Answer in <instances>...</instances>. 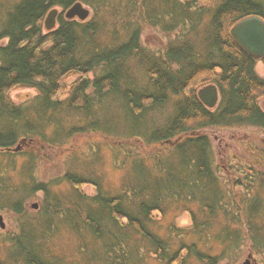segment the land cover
Instances as JSON below:
<instances>
[{"label":"trees","instance_id":"obj_1","mask_svg":"<svg viewBox=\"0 0 264 264\" xmlns=\"http://www.w3.org/2000/svg\"><path fill=\"white\" fill-rule=\"evenodd\" d=\"M77 1L91 8L87 20L65 17ZM54 7L61 9L57 26L47 31L44 20ZM251 15L264 19V0H0V209L23 217L26 202L42 193L38 214L23 217L16 238L27 264H82L48 248L64 229L77 236L74 250L87 264H146L149 257L161 264H222L198 247L201 238L212 234L229 248L230 239L240 242L243 227L264 250V152L234 165L232 186L246 197L237 203L206 132L264 129L259 61L231 35ZM145 25L169 35L163 48L143 42ZM207 84L219 89L214 108L198 96ZM24 87L37 95L17 102L11 93ZM92 133L103 137L97 149L72 153L61 176L39 178L43 150ZM33 143L36 150H22ZM105 149L125 171L116 187L101 169ZM11 172L20 174L21 186L10 181ZM63 184L67 192L56 190ZM89 185L95 194L86 193ZM183 212L194 224L197 239L190 244L175 234V221L161 228L168 214ZM217 214L225 228L208 233Z\"/></svg>","mask_w":264,"mask_h":264},{"label":"rangeland","instance_id":"obj_2","mask_svg":"<svg viewBox=\"0 0 264 264\" xmlns=\"http://www.w3.org/2000/svg\"><path fill=\"white\" fill-rule=\"evenodd\" d=\"M213 1L215 0H201L203 4H210ZM169 38L170 37L168 34L154 26L145 25L143 27V42L146 45L152 47L154 50H160L163 48L168 42ZM257 71L260 75L264 76V63L262 61L257 63ZM11 94L12 98L17 102H24L37 95V91L33 88L24 87L12 91ZM206 132L212 139L216 152V163L218 164L219 169H221L222 176L225 178L224 183L228 187V194L230 193V190L234 191L236 202L241 203V200L246 197L243 193L244 190L241 187L232 186V184L235 185V176H237L234 165L238 164V161L249 159L250 156L254 154L253 152L258 154L262 153V151L264 152V129L255 126H244L238 128L213 127L206 129ZM102 138L103 137L101 135L95 133L78 135L74 137L73 140H69L68 145L62 147L61 149L58 148L43 150L41 152L43 159L36 167V172L39 174V178L47 181L61 176L63 172H65L67 165L70 163L72 153L78 150L80 156L88 152L91 154L95 149H97L95 144H97L100 140L103 141ZM36 145L37 144L35 143L32 145L21 144V147L22 150L30 151L36 150ZM103 151L105 154L101 169L103 170L102 172L104 174L105 181L108 185L116 187L122 180V175L125 173V171L115 168L109 150L105 149ZM260 164L264 169V163L261 162ZM11 176L12 177L10 178V181L13 179L17 185L21 186L23 180L20 174L18 172H11ZM56 190L67 192L69 190V186L67 184H63ZM84 190H86L88 195H93L96 192L95 188L90 185L85 186ZM41 197L42 193L37 192L35 196L31 197L29 201L26 202L25 207L27 211H29L25 216L27 219L33 220L30 216L38 214V211L41 207ZM252 197L253 195L251 194L247 198ZM225 201L226 199H224L223 203H225ZM227 201L229 203L228 199ZM193 208L196 211L199 210L198 205H193ZM11 209L12 208L0 209V215L2 216L1 222L5 225L2 227L0 223V258L4 261V264H27L25 258L21 255H18L15 246L16 238H19V235L22 233V228L24 227V218L18 214H15ZM234 209L235 208H233V210ZM218 215L219 214L215 215L216 218H212H219L216 221L213 232L207 230L208 233H221V231L225 228V225L221 219L222 215ZM34 218L36 219V216ZM171 221H175L178 228L175 234L180 236L181 239L185 240L186 243L190 244L197 239L190 233V227H193L194 225L190 213L183 212L177 215L174 213L168 214L160 222L162 231L165 229L166 225L171 223ZM59 223L60 220L59 222L55 221L54 226L52 227L53 231L56 230V227L59 225ZM236 224L239 225V223ZM236 226L237 225H232V228ZM27 228L28 227L26 226V229ZM161 228H159V230H161ZM232 228L227 227L226 230L233 232L234 229ZM239 228L240 230L242 229V227ZM209 238L210 240L201 238L198 247L204 248L205 251L217 255L222 264H242L246 259H250L252 262L251 264H264V250H260V248L257 247L256 242L249 238L244 227L243 232L240 234V242L237 243L235 240H232L233 238L230 239L232 244L229 246V248L226 246L220 248L218 241L212 236V234L209 236ZM77 241V236L75 238V236L71 234L70 231L64 229L63 232L58 233L54 239L49 238L47 244L48 248L53 250L52 253H58L60 257L68 256L70 258H78L81 260L82 264H87L83 257L78 255L77 250H74L77 246ZM191 263L203 264L196 259H194ZM146 264H161V262L155 257H149Z\"/></svg>","mask_w":264,"mask_h":264},{"label":"water","instance_id":"obj_3","mask_svg":"<svg viewBox=\"0 0 264 264\" xmlns=\"http://www.w3.org/2000/svg\"><path fill=\"white\" fill-rule=\"evenodd\" d=\"M60 10L55 7L50 10L45 20V29L53 30L57 26V18ZM91 14L90 8L81 1L76 2L66 10L65 16L68 19L78 17L81 20L87 19ZM231 35L240 47L256 59L264 58V19L259 15L248 16L237 22L231 28ZM200 100L209 108H214L220 99L218 87L215 84H208L198 90ZM37 206V205H34ZM1 226L5 225L1 222ZM250 259H246L242 264H251Z\"/></svg>","mask_w":264,"mask_h":264},{"label":"bare ground","instance_id":"obj_4","mask_svg":"<svg viewBox=\"0 0 264 264\" xmlns=\"http://www.w3.org/2000/svg\"><path fill=\"white\" fill-rule=\"evenodd\" d=\"M60 10H61V9H60ZM89 17H90V16H89ZM89 17H88V18H89ZM88 18H87V19H88ZM87 19H85V20H87ZM45 20H46V18H45ZM45 20H44V24H45ZM219 102H220V99L218 100L217 105L219 104ZM25 216H26V214H25ZM25 216H23V217H25Z\"/></svg>","mask_w":264,"mask_h":264}]
</instances>
